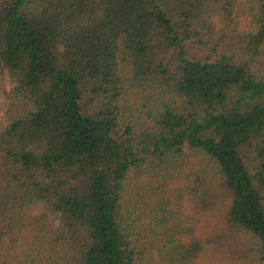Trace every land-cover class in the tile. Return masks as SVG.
Here are the masks:
<instances>
[{
	"label": "trees",
	"instance_id": "trees-1",
	"mask_svg": "<svg viewBox=\"0 0 264 264\" xmlns=\"http://www.w3.org/2000/svg\"><path fill=\"white\" fill-rule=\"evenodd\" d=\"M0 70V264H264V0H0Z\"/></svg>",
	"mask_w": 264,
	"mask_h": 264
},
{
	"label": "rangeland",
	"instance_id": "rangeland-1",
	"mask_svg": "<svg viewBox=\"0 0 264 264\" xmlns=\"http://www.w3.org/2000/svg\"><path fill=\"white\" fill-rule=\"evenodd\" d=\"M8 87V78L5 73H2L0 70V127L4 125L2 115L5 111V102H4V90ZM54 224H58V219H53Z\"/></svg>",
	"mask_w": 264,
	"mask_h": 264
}]
</instances>
